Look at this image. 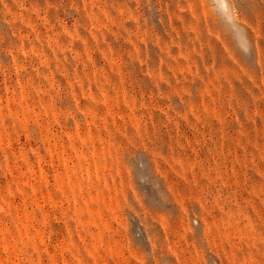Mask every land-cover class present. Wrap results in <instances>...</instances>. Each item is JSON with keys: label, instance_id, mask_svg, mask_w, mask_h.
<instances>
[{"label": "rangeland", "instance_id": "rangeland-1", "mask_svg": "<svg viewBox=\"0 0 264 264\" xmlns=\"http://www.w3.org/2000/svg\"><path fill=\"white\" fill-rule=\"evenodd\" d=\"M0 0V264H264V0Z\"/></svg>", "mask_w": 264, "mask_h": 264}, {"label": "clouds", "instance_id": "clouds-1", "mask_svg": "<svg viewBox=\"0 0 264 264\" xmlns=\"http://www.w3.org/2000/svg\"><path fill=\"white\" fill-rule=\"evenodd\" d=\"M221 7L222 8H226L227 7V5L223 2V0H221Z\"/></svg>", "mask_w": 264, "mask_h": 264}]
</instances>
